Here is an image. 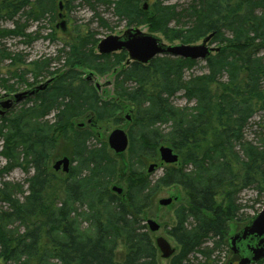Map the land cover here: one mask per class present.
<instances>
[{
    "label": "trees",
    "instance_id": "16d2710c",
    "mask_svg": "<svg viewBox=\"0 0 264 264\" xmlns=\"http://www.w3.org/2000/svg\"><path fill=\"white\" fill-rule=\"evenodd\" d=\"M59 1L0 0V19L14 25L11 30H0V37H30L19 30L15 21L19 12L27 10L32 22L53 20ZM103 4L111 7L127 28L147 26L149 33L160 34L170 42L195 44L213 33L211 42L219 50L204 60L209 69L207 76L180 85L179 72L196 61L155 57L147 65L133 62L118 69L115 67L124 57L93 54L98 40L91 32L77 31L69 45L57 50L55 58L28 63L20 54L0 45V61H8L14 69L27 68L33 81L30 84L24 79L25 85H32L40 77H55L46 91L26 100L32 102L30 107L0 119L7 131L2 139L7 162L14 159L23 144L33 171L28 194L21 201L1 193L9 206L7 212L0 213V264H159L152 240L155 234L142 224L159 185L180 186L186 194L184 204L173 213L171 236L179 251L165 261L184 264L189 254L212 240V250L200 251L209 259L215 249L230 253V225L233 220L239 223L242 214L237 194L254 187L264 203V150L259 152L242 141L236 143L255 114L262 111L264 116V60L258 55L264 49V0H187L185 8L157 0L148 11L139 6V0ZM99 20L105 28V21ZM120 54L124 56L125 52ZM113 57L120 62L110 63ZM59 63L64 71L60 75L59 70L51 71ZM75 68L90 69L99 75L113 69L116 78L122 76L124 80L117 83L113 98L101 100L93 86L79 80ZM15 76L16 71L12 73ZM127 81L135 84L132 90L124 87ZM3 84L6 91L15 92L14 86H7L6 81ZM181 89L187 99L196 100L194 114L182 119L171 138L152 131L136 142L129 135L126 152L135 157L145 154L154 160L158 146L167 144L177 154L179 166L166 168L154 188L141 174L130 173L128 197L113 195L108 185L117 173L116 162L102 142L97 141L99 147H89V133L74 129V122L86 116L96 122L106 120L111 108L120 105L116 99L133 104L150 95L158 111L148 113V121L157 123L167 114L168 99ZM51 113L55 114L52 123L42 120ZM62 141L70 152H57ZM239 144L242 157L235 152ZM51 154L55 158L68 157L71 164L78 161L75 175L70 169L67 179L58 181L48 170ZM188 166L191 170L186 172ZM5 172L6 166L0 169V179ZM53 188L59 189L60 195L48 194ZM82 207L88 213H77ZM3 218L21 224L23 232L6 231ZM77 219L89 221L92 236H81ZM189 219L192 222L187 228ZM121 252L123 258L118 256Z\"/></svg>",
    "mask_w": 264,
    "mask_h": 264
},
{
    "label": "rangeland",
    "instance_id": "374dc122",
    "mask_svg": "<svg viewBox=\"0 0 264 264\" xmlns=\"http://www.w3.org/2000/svg\"><path fill=\"white\" fill-rule=\"evenodd\" d=\"M63 3V19L65 21V30L61 31L60 27H56L60 23V19L58 17L54 18L53 20L50 18H44L40 22H32L30 16L28 15L27 10H22L19 12L15 21H18L19 30L21 32H25L26 34H31L30 37L26 38H18L13 36H5L0 37V45L7 49L10 52L18 53L21 55L22 58L26 60V63L37 60L39 58H55L57 55V50L61 49L62 47H66L71 43V39L74 37L76 32H91L94 35L95 40L103 39L107 36L114 35L118 36L121 35L126 29L125 22L117 20L114 16L112 8L103 4L107 1H115V0H87V2H83L82 0H61ZM157 0H148V9L147 11L152 8L154 2ZM165 5H175L179 8H185L187 0H160ZM144 0H139V6L141 7ZM58 15V12H57ZM102 19L105 21L106 27L100 26V20ZM14 25L11 21L2 20L0 19V30H11L13 29ZM142 32L149 33L148 27L143 26L140 28ZM159 37L163 43L172 45V44H179L177 41H168L164 39L160 34H155ZM201 40L196 42L195 44H200ZM96 46H94L92 52L93 54L97 55ZM208 46L213 48L215 52L212 55H215L219 50V47L216 43L209 42ZM121 52L113 53L110 55H114L117 57H124L123 62L117 67L120 69L121 65L127 61V54L125 53L124 56H121ZM258 55L261 56L264 60V49H260L258 51ZM160 58H164L167 56H159ZM172 58V57H170ZM173 59V58H172ZM120 62L119 60H115L113 57L110 63L113 62ZM8 61H0V119L4 117H8L9 115H14L20 113L23 108H28L31 106L32 102L26 103V100L18 103L12 104L9 108H5L3 102L8 100L10 95H14L17 93H22L25 91H29L31 89H36L41 85L47 83L49 87L54 78H43L40 77L36 82H33L32 85H25L23 80L31 84L33 79H31V75L28 74L27 68L16 66V69L9 67ZM62 63L56 64L51 71H60L58 75L62 72L64 73L63 69H60ZM22 69L25 72H21ZM75 70L79 74V80L85 81L86 76L88 73H95L93 70L84 69V68H75ZM16 71L17 76L12 77V73ZM113 69L109 70L103 75L96 74V78L92 79L98 83L101 87L107 82L110 83L111 86L101 91L97 92L98 97L101 100H105L107 95L114 96V91L116 90L117 83H120L124 80V77L120 76L116 78L117 74L112 75ZM24 74L23 78L21 74ZM209 74V69L205 62L198 60L196 61L195 65L187 66L183 71L179 72L178 78L176 75L174 79L177 78L178 83L180 85H187L191 80L200 79L201 77H205ZM58 75L56 77H58ZM5 81L7 82V86H14L15 92L11 93L6 91L4 88ZM87 82V81H85ZM89 83V82H88ZM93 86L94 83H89ZM135 84L130 83L127 81L124 87L128 90H132ZM94 87V86H93ZM264 87V84H263ZM38 94H33L31 97L34 99L37 97ZM11 97V96H10ZM29 99V98H28ZM114 103V102H113ZM115 104V103H114ZM117 106V105H116ZM197 102L195 99H187L185 96V91L183 89L179 90L175 93L171 98L168 99L167 103V114L157 123H150L148 121V113H156L154 101L150 95H145L143 98L139 99L137 102L131 104L128 102H123L122 105H118L116 108H111L110 116L103 121L96 122L92 116H86L74 122V129L77 131H87L89 133L90 141L88 142L89 147H99L97 141L102 142L106 145L108 154L110 157L116 162V169L117 173L115 178L109 183L108 189L109 191L117 196V197H128L127 189H129L130 184H128L127 179L130 173L134 174H141L142 178L149 183L150 188H154L156 183L161 179L165 173L166 168H175L179 166V160L175 164L165 165L161 162L158 157V149L161 146H168L167 144H160L157 148V159H149L150 157L146 156L145 154H141L139 157H135L128 153L123 154L122 156L117 155L113 150L108 147L107 138L112 131L115 129H122L127 136H132L134 141H138L140 136L149 135L152 131L158 132L164 138H171L173 136L174 131L178 128V124L182 122V119L186 116H190L194 114L196 109ZM3 112V115L1 113ZM142 114L145 117V121H142L141 116L138 115ZM54 113H51L46 118H43V121L52 123L54 121ZM263 112L260 111L255 114L247 127L243 130V135L240 140L236 143H240L241 141L256 148L257 151L261 152L264 150V120H263ZM0 169L6 166L7 172L3 173L0 179V213L8 211V204L5 202L4 197L1 195L2 192L7 193L13 199H17L21 201L23 197L28 194V181L29 177L33 175L31 164L29 163L30 157H26L24 153L25 145H21L18 151L15 152L14 159L9 160L7 162L6 156L4 155V151L2 149L3 146V138L7 133L6 127L2 126L0 121ZM148 132H145L147 131ZM66 142H59L58 143V153L61 152H70L65 148ZM97 145V146H96ZM69 146V144H68ZM242 146L236 145L235 152L238 153L240 157L243 156ZM3 151V152H2ZM63 152V153H64ZM2 153V154H1ZM62 157L55 158L52 154L49 157L48 163V170L51 171L56 175V179L58 181H65L69 174H64L60 170L54 171L52 166L53 163ZM76 161V159H75ZM78 161L73 162L70 169H73V174L75 175L76 171L78 170ZM151 164H156L155 169L152 172H148V168ZM191 170V166H188L185 170L188 172ZM142 179L138 178V181ZM136 185H140L137 183ZM121 190L120 194L114 189ZM51 190V189H50ZM48 190V194H56L57 196L60 195L59 189H52L51 193ZM185 192L182 190L180 186H172L170 188H162L156 186L155 196L152 201V205L145 211L143 215L142 224L146 231H149V226L147 224L148 220L154 221L158 224L159 229L157 231V235L159 237L165 238L172 247L175 248V254L179 251V246L175 242L174 238L171 236V230L175 227V218H174V211L175 209L184 204L185 199ZM64 198H61L60 201H63ZM171 199V203L167 206H162L159 204L160 200ZM262 196H258L254 187H249L247 189L242 190L236 196V203L239 204L242 208L240 213H242L241 221L236 225L233 220V223L230 225V236H232L236 231H239L241 227L244 225V221L246 222V218L249 220L252 216H255L263 207ZM88 213L86 207H82L78 209L77 213ZM74 215V214H72ZM5 217V216H4ZM6 218V217H5ZM3 218V224L6 228V231H14L17 234L23 232V226L18 222L9 221ZM247 220V222H248ZM79 230L78 232L83 237L92 236L93 228L90 227L89 221L87 219H77ZM192 220L189 219L186 225L187 228L191 226ZM246 222V223H247ZM245 223V224H246ZM153 237V236H152ZM153 243L155 244V237L152 238ZM213 241L209 240L207 243L201 247L200 251H205L208 253L214 247ZM222 250V249H221ZM197 251L196 253H192L188 255V261L184 264H225L230 257L229 253H225L224 251H219L215 249L211 252L210 258L203 257ZM230 252V249H228ZM157 256H159V264H169L168 261H165L160 258V252L157 250ZM120 258H123V252L118 254ZM54 261H50L53 263ZM49 263V264H50ZM257 264H264V259Z\"/></svg>",
    "mask_w": 264,
    "mask_h": 264
},
{
    "label": "water",
    "instance_id": "95a60500",
    "mask_svg": "<svg viewBox=\"0 0 264 264\" xmlns=\"http://www.w3.org/2000/svg\"><path fill=\"white\" fill-rule=\"evenodd\" d=\"M62 2H59V9L62 10ZM144 11L148 9L147 0L142 5ZM58 17L61 22L58 26L61 30H65V21L63 14L60 13ZM213 33L206 36L200 44L185 45V44H172L168 45L154 34L144 33L140 28L131 27L126 29L121 35L107 36L99 41L97 44V53L99 55H110L125 51L127 53L126 65L130 62H136L142 65H147L152 59L157 56H169L172 58H181L186 60H206L214 52L213 48L208 46ZM218 51V50H217ZM93 73H88L86 80H92ZM50 81L22 93L14 94L11 99L3 102L5 108H9L12 104H18L25 100L27 97L32 96L38 90H43L47 87ZM110 85L109 82L105 83L103 87ZM96 90L101 86L98 83L94 84ZM119 103L120 100H117ZM2 105V104H1ZM3 115V112L1 113ZM108 147L113 150L117 155L122 156L128 148V136L122 129H115L110 133L107 138ZM159 159L166 165L175 164L178 157L173 153L172 149L166 146H161L158 149ZM152 164L148 168V172H152L155 168ZM54 171H61L66 174L70 169V159L63 157L53 163ZM117 194L121 190L114 189ZM171 203V199L160 200L159 204L167 206ZM147 224L152 233H156L159 229L158 224L152 220H148ZM155 245L160 252L161 259H169L175 252V248L163 237H156ZM228 246L234 255L238 256L237 264H256L258 261L264 259V206L260 212L251 218L249 223L243 227L238 233L234 234L228 240ZM234 262H227L226 264H233Z\"/></svg>",
    "mask_w": 264,
    "mask_h": 264
},
{
    "label": "flooded vegetation",
    "instance_id": "af4514ba",
    "mask_svg": "<svg viewBox=\"0 0 264 264\" xmlns=\"http://www.w3.org/2000/svg\"><path fill=\"white\" fill-rule=\"evenodd\" d=\"M57 27V26H56ZM58 27H60V26H58ZM60 29H61V27H60ZM115 73H116V70H113L112 71V74H111V76L112 75H115ZM96 78V75H94V77L92 78V79H95ZM85 80H86V78H85ZM87 81V80H86ZM89 83H96L95 81H92V80H89L88 81ZM94 84H93V86H94ZM112 85V84H111ZM111 85H109V86H111ZM108 85L107 86H105V87H100L98 90H97V92L98 91H101L102 89H105L106 87L108 88L109 87ZM47 90V88H45V89H43V90H38L35 94H38V93H42V92H44V91H46ZM107 97V99H106V101H108V100H110L111 98H112V95L110 96V95H107L106 96ZM105 97V98H106ZM237 260H238V256L237 255H232V256H230L229 257V259H228V261L227 262H234V263H236L237 262Z\"/></svg>",
    "mask_w": 264,
    "mask_h": 264
}]
</instances>
